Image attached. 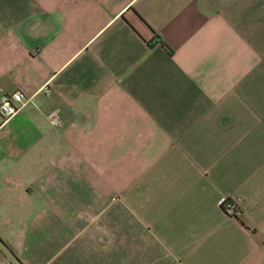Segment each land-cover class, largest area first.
<instances>
[{"label":"crops","instance_id":"obj_1","mask_svg":"<svg viewBox=\"0 0 264 264\" xmlns=\"http://www.w3.org/2000/svg\"><path fill=\"white\" fill-rule=\"evenodd\" d=\"M16 91L0 264H264V0H0Z\"/></svg>","mask_w":264,"mask_h":264},{"label":"built area","instance_id":"obj_2","mask_svg":"<svg viewBox=\"0 0 264 264\" xmlns=\"http://www.w3.org/2000/svg\"><path fill=\"white\" fill-rule=\"evenodd\" d=\"M27 101L28 98L21 91H16L10 95L3 96L0 100V115L2 119L5 121L8 120L20 108L24 107ZM47 119L53 126L59 127L62 125V122L60 121L56 112H50L47 115ZM220 209L225 215L235 218L240 217V210L236 202L228 197L221 201Z\"/></svg>","mask_w":264,"mask_h":264}]
</instances>
